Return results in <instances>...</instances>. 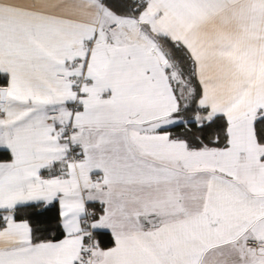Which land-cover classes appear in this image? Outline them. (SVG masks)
<instances>
[{"label": "snow or ice", "instance_id": "1", "mask_svg": "<svg viewBox=\"0 0 264 264\" xmlns=\"http://www.w3.org/2000/svg\"><path fill=\"white\" fill-rule=\"evenodd\" d=\"M0 264H264V0H0Z\"/></svg>", "mask_w": 264, "mask_h": 264}]
</instances>
